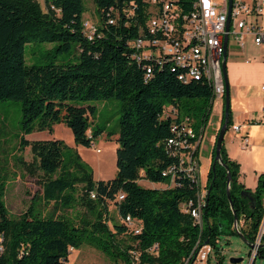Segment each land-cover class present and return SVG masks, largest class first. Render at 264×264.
<instances>
[{"label": "trees", "instance_id": "trees-1", "mask_svg": "<svg viewBox=\"0 0 264 264\" xmlns=\"http://www.w3.org/2000/svg\"><path fill=\"white\" fill-rule=\"evenodd\" d=\"M192 1L174 2L188 12ZM92 2L98 22L88 39L83 31L84 0H44L45 9L37 0H0V100L21 103L20 144L30 146L35 167L42 172L41 199L52 202L54 209L42 213L32 203L18 217H11L0 185V264H67L69 249L84 244L104 253L113 264L131 262L133 251L140 264H181L196 248L208 245L206 264H223L222 236L240 232L247 244L257 239L264 215V172L258 174L254 189L245 187L238 180L239 164L228 156L223 142L220 155L227 169L213 164L217 131L202 224L184 213L180 204L192 198L197 187L182 174L175 179L178 184L168 186L170 177L162 172L178 160L166 152V141L174 135L173 126L186 117L195 134L202 133L214 101L212 89L203 79L180 81L179 69L169 62L159 66L132 57L130 43L145 33L151 16L148 0ZM33 40L57 42L58 52L76 47L77 61L29 65L24 49ZM146 67L151 68L148 77ZM108 98L120 102L116 173L111 179L95 180L91 168L59 139L29 142L23 137L34 131L53 133V126L63 123L76 145L90 146L102 132L89 125L94 107L71 101ZM167 105L175 108L174 116L165 115L171 112ZM192 116L198 117L199 124L192 122ZM223 120L224 101L221 125ZM141 178L164 188L144 187ZM77 184L82 185L80 194H76ZM120 192L122 200L117 199ZM76 200L94 215L92 221L55 213ZM109 203L120 222L109 217ZM126 216L138 223L139 233L123 223ZM256 257L264 259V232Z\"/></svg>", "mask_w": 264, "mask_h": 264}, {"label": "built area", "instance_id": "built-area-1", "mask_svg": "<svg viewBox=\"0 0 264 264\" xmlns=\"http://www.w3.org/2000/svg\"><path fill=\"white\" fill-rule=\"evenodd\" d=\"M174 1L148 0L151 16L147 21L145 33L130 43L132 57L136 61H154L159 66L169 62L179 69L177 78L180 81L203 79L211 87L213 99L222 98L224 79L221 62L224 53V35L227 33L228 39L233 38L240 45L244 44L247 36H250L255 45L264 46V24L257 21L258 16L263 12L264 0H233L228 32L225 30L228 0H222V4L217 0H193L191 10L188 12H182ZM83 31L88 39H91L95 32V25L83 20ZM150 73L151 68L146 67V77ZM262 89L264 90V86ZM168 110L171 112H165V115L174 116L175 108L171 107ZM238 129V126H233V130ZM172 131L174 135L166 141V152L177 158L178 163L169 166L162 175H169L168 186L178 184L175 179L181 174L195 184L196 193L192 198L181 203L180 208L201 225L207 193L205 184H202L200 178L198 158L202 133L195 134L187 117L179 124H175ZM87 135L90 136L89 130ZM242 142L245 147L247 138L242 137ZM90 197L95 198L94 192H91ZM123 198L124 194L120 192L117 199ZM123 223L134 233L140 232V226L130 216H126ZM234 228L237 229V225ZM263 232L264 215L255 243H260ZM71 249L73 248H70L69 252ZM256 251L257 247L249 249V264H252L256 258ZM208 253V245L199 246L181 264H206ZM132 254L131 262L120 264H140L138 253L133 251Z\"/></svg>", "mask_w": 264, "mask_h": 264}, {"label": "rangeland", "instance_id": "rangeland-1", "mask_svg": "<svg viewBox=\"0 0 264 264\" xmlns=\"http://www.w3.org/2000/svg\"><path fill=\"white\" fill-rule=\"evenodd\" d=\"M43 9L44 0H37ZM85 1L83 20L96 25L97 12L92 0ZM222 4V0H217ZM57 42L33 40L25 45L24 58L27 64L43 65L49 62L57 64L74 63L77 61V48L69 52H58ZM224 101V96H223ZM72 104L78 106L94 107V114L89 115V125L94 129H101L100 135L91 140L90 146L76 145L70 129L63 123L56 124L53 133L48 131H34L24 139L29 142L34 140L59 139L75 151L82 162L93 171L95 180H108L116 173L117 129L119 117V100L114 98L95 100H75ZM217 99L213 102L209 119L205 125V132L198 151L200 178L202 184L206 182L209 169V148L207 139L212 132L211 123L215 118ZM171 109L172 105H167ZM22 119L21 103L15 100H0V185H3V200L11 217H18L33 203L36 209L42 213L52 211L53 204L45 203L41 199L42 172L35 167V160L29 145L22 146L20 131ZM192 122L199 124L198 117L192 116ZM100 151L97 152L96 150ZM32 165V166H31ZM139 184L150 188H162L161 183H149L146 179H139ZM76 194L81 193V184H77ZM164 188V187H163ZM56 214L64 213L75 219L85 218L93 220L94 215L85 206L76 200L69 208L57 209ZM108 215L113 221L120 222L116 209L112 203L108 204ZM111 226V221H108ZM223 255V264H249V245L237 233L230 236H222L219 240ZM206 248V247H205ZM209 254V253H208ZM231 258H242L237 263H231ZM121 263V262H120ZM119 263V264H120ZM68 264H113V262L101 251L91 245L84 244L77 249H71L68 256ZM254 264H264V259L255 258Z\"/></svg>", "mask_w": 264, "mask_h": 264}, {"label": "crops", "instance_id": "crops-1", "mask_svg": "<svg viewBox=\"0 0 264 264\" xmlns=\"http://www.w3.org/2000/svg\"><path fill=\"white\" fill-rule=\"evenodd\" d=\"M257 21L264 24V9ZM225 69L229 85L231 126L224 134L223 144L228 156L239 164V182L254 189L258 174L264 172V46L255 45L250 36L245 38L243 45L229 38ZM222 113L223 97L217 99L215 118L211 123L213 132L206 137L209 162L216 133L221 126ZM233 126L239 129L235 131ZM204 132L205 127L199 149ZM242 137L247 138L245 147Z\"/></svg>", "mask_w": 264, "mask_h": 264}, {"label": "water", "instance_id": "water-1", "mask_svg": "<svg viewBox=\"0 0 264 264\" xmlns=\"http://www.w3.org/2000/svg\"><path fill=\"white\" fill-rule=\"evenodd\" d=\"M232 1L233 0H228L227 21H226V27H225L226 32H228L229 27H230V12H231ZM227 43H228V35L226 33L224 35V38H223L224 53H223L222 62H221L223 79H224V120H223V123H222V125L220 126V128L218 130V134H217V137H216L215 155H214V161H213V164H215L217 162L219 164H222L226 169H227L226 165L223 164L222 160H221L220 150H221L224 134H225V132L228 129V115H229V107H230L229 85H228L227 74H226V69H225V52H226V48H227ZM230 181H231V176H230V173L227 170V184H229ZM226 192H227V197H228L229 202H230L229 186H227ZM244 195L248 196L249 199L253 202V197L252 196L248 195L247 193H244ZM230 205H232L231 202H230ZM233 214H234V227H235L237 225V216H236L234 211H233ZM237 234H239L243 238V235L240 232H238ZM248 245H249L250 248H252V247H257L258 248L259 247V244H257V243L248 244ZM241 260H242V258H231L230 262L231 263H237V262H239Z\"/></svg>", "mask_w": 264, "mask_h": 264}]
</instances>
